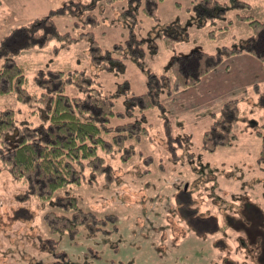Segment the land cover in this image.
I'll list each match as a JSON object with an SVG mask.
<instances>
[{
	"label": "rangeland",
	"instance_id": "374dc122",
	"mask_svg": "<svg viewBox=\"0 0 264 264\" xmlns=\"http://www.w3.org/2000/svg\"><path fill=\"white\" fill-rule=\"evenodd\" d=\"M196 1L0 0V43L13 28L63 10L53 15L54 25L70 34L67 40L51 39L14 55L30 91L41 93L40 71L82 69L114 109L130 114L110 118V124L137 119L147 127L134 154H104L110 165L104 173L86 169L79 184L58 189L107 219L95 230L57 228L56 214L68 213L62 200L28 193L26 183L0 164V264H255L253 247L260 240L251 242L240 223L264 232V165L257 159L264 133V66L238 51L194 84L174 89L169 65L173 55L196 48L214 53L243 42L252 33L250 19L264 21V0H220L228 9L216 18L199 15ZM147 2L154 3L152 12ZM172 23L182 39L156 35L155 26ZM147 33L154 47L144 43L135 54L125 40ZM263 47L264 36L255 45L258 51ZM106 50L113 62L102 57ZM195 59L182 62L184 72H193ZM149 72L168 76V82L159 103L141 112L126 97L147 90ZM78 90L72 84L63 89L69 95ZM232 99L239 113L231 142L204 150L203 132ZM1 105H10L17 121L38 124L44 115L41 102H23L13 92L0 95ZM254 207L263 219L258 221Z\"/></svg>",
	"mask_w": 264,
	"mask_h": 264
},
{
	"label": "trees",
	"instance_id": "16d2710c",
	"mask_svg": "<svg viewBox=\"0 0 264 264\" xmlns=\"http://www.w3.org/2000/svg\"><path fill=\"white\" fill-rule=\"evenodd\" d=\"M67 5L72 8L70 4ZM154 6V3L147 2L145 9L149 13ZM194 8L199 15L211 18L218 17L228 9L227 4L224 5L220 0H197ZM58 11L63 10L55 9L52 11L54 13L49 12L27 25L15 27L1 39L0 95L13 92L18 100L23 102L27 103L30 100L41 102L44 115L40 112L41 121L38 124L26 120L17 121L15 110L10 105H1L0 164L12 177L26 183L28 193L50 198L56 194L58 199L62 200L63 207L69 214H56L54 218L57 228L67 230L85 225L95 230L104 227V223H108L107 219L84 209L74 193L59 190L68 184H79L86 169H90L95 175L104 173L110 166L106 163L104 154L109 155L114 150L121 151V156L129 157L134 154V144L146 133L147 127L144 121L139 122L137 119L117 123L115 126L110 124V118L123 117L128 113L114 109L112 99L93 85L95 81L82 69L40 71L42 75L37 76L36 83L42 89L41 93L37 95L27 88L24 68L15 60L14 55L22 48L46 44L51 39L61 42H64V38L67 40L70 34L60 33L54 25L53 15ZM250 25L252 33L243 42L223 46L214 53L196 48L187 54L173 55L169 66L174 89L194 84L200 75L217 67L224 56L238 51L252 54L264 66V50L258 51L255 48L264 36V21L250 19ZM154 29L156 35L163 32L162 38L165 40L183 38L178 33L176 23L157 25ZM149 33L144 37L130 34L125 42L135 54L138 51L141 53V46L144 43L154 47ZM89 42L92 47H97L94 39L90 38ZM121 45L116 44V49ZM193 55L196 57L195 65L191 66L193 72H184L182 62L186 63ZM102 57L112 62L114 59L108 50ZM167 82L168 76H157L149 72L147 90L139 94L132 93L126 99L134 106H138L142 112L159 103V93L164 90L163 86L167 85ZM66 84L77 86L81 94L65 93L63 89ZM238 113L235 99L227 101L221 107L210 127L201 136V146L204 150L214 151L220 145L231 142ZM260 134L262 146L257 159L264 165V133Z\"/></svg>",
	"mask_w": 264,
	"mask_h": 264
},
{
	"label": "flooded vegetation",
	"instance_id": "af4514ba",
	"mask_svg": "<svg viewBox=\"0 0 264 264\" xmlns=\"http://www.w3.org/2000/svg\"><path fill=\"white\" fill-rule=\"evenodd\" d=\"M204 180H207L205 176H204ZM212 183H213V181H212ZM212 183H211V187H213ZM248 204L249 203H244L243 206L248 207ZM253 210L256 212L255 216H256V218L258 217V221L263 219L262 213H260L258 208L254 207ZM208 214H210V213L208 212ZM245 215L247 216V214H245ZM226 216H227L226 217L227 221L230 222L232 220V217H230L228 215H226ZM248 225L249 224H247V223H240V227L244 228V230L247 231V235L250 238L251 242H254L256 239L260 240V242L258 244H255L253 247L254 252H256V255L253 256L254 262H255V264H264V232H261L260 228H258L256 224H252V227H248ZM255 225H256V227H255ZM240 239L243 241L242 238H240Z\"/></svg>",
	"mask_w": 264,
	"mask_h": 264
}]
</instances>
